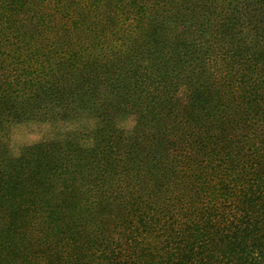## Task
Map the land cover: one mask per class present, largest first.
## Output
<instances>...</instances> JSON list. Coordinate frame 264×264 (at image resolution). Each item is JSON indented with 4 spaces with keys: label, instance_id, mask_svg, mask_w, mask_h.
Masks as SVG:
<instances>
[{
    "label": "trees",
    "instance_id": "16d2710c",
    "mask_svg": "<svg viewBox=\"0 0 264 264\" xmlns=\"http://www.w3.org/2000/svg\"><path fill=\"white\" fill-rule=\"evenodd\" d=\"M86 115L1 146L0 264H264V0H0V136Z\"/></svg>",
    "mask_w": 264,
    "mask_h": 264
},
{
    "label": "rangeland",
    "instance_id": "374dc122",
    "mask_svg": "<svg viewBox=\"0 0 264 264\" xmlns=\"http://www.w3.org/2000/svg\"><path fill=\"white\" fill-rule=\"evenodd\" d=\"M134 124L132 116L120 117L117 124L124 130L131 131ZM96 125V120L90 116L80 117L77 120H48L45 118L14 122L2 130L0 136V150L6 148L10 156L20 154L25 147L33 146L39 142H50L70 138L78 139L81 145L92 143V138L85 133L90 132ZM81 131L80 136H76Z\"/></svg>",
    "mask_w": 264,
    "mask_h": 264
}]
</instances>
